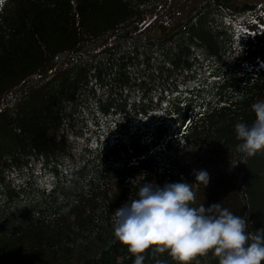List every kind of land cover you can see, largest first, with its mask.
Instances as JSON below:
<instances>
[{"label": "trees", "instance_id": "obj_1", "mask_svg": "<svg viewBox=\"0 0 264 264\" xmlns=\"http://www.w3.org/2000/svg\"><path fill=\"white\" fill-rule=\"evenodd\" d=\"M170 1L0 3V264H134L113 212L144 182H187L194 207L264 231V151L243 157L234 133L264 99V63L236 60L261 5L198 0L145 35Z\"/></svg>", "mask_w": 264, "mask_h": 264}, {"label": "clouds", "instance_id": "obj_2", "mask_svg": "<svg viewBox=\"0 0 264 264\" xmlns=\"http://www.w3.org/2000/svg\"><path fill=\"white\" fill-rule=\"evenodd\" d=\"M251 123L234 125L236 149L243 157L264 151V99L250 105ZM196 179L209 182L205 170ZM190 184L166 182L162 186L144 182L137 198L114 212V234L136 254L141 264L145 249L167 250L177 264H189L194 255L214 256L218 264H264V231L248 230L246 219L218 203L194 207ZM215 209V210H214Z\"/></svg>", "mask_w": 264, "mask_h": 264}, {"label": "rangeland", "instance_id": "obj_3", "mask_svg": "<svg viewBox=\"0 0 264 264\" xmlns=\"http://www.w3.org/2000/svg\"><path fill=\"white\" fill-rule=\"evenodd\" d=\"M196 1L198 0H171L168 7L161 14H159L158 17L152 18V21L145 26L144 34L147 36L156 35L155 27L161 19L170 23L176 22L187 13ZM252 1L260 4V9L264 13V0ZM253 23L254 21L246 23V26L251 28V32L248 35L242 53L236 59L237 63L252 65L258 62H264V19L259 17L258 22L256 24Z\"/></svg>", "mask_w": 264, "mask_h": 264}, {"label": "snow or ice", "instance_id": "obj_4", "mask_svg": "<svg viewBox=\"0 0 264 264\" xmlns=\"http://www.w3.org/2000/svg\"><path fill=\"white\" fill-rule=\"evenodd\" d=\"M0 3H2V0H0Z\"/></svg>", "mask_w": 264, "mask_h": 264}]
</instances>
